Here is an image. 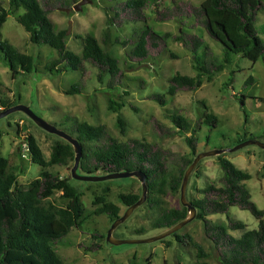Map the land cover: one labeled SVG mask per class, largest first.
Wrapping results in <instances>:
<instances>
[{
	"label": "trees",
	"instance_id": "16d2710c",
	"mask_svg": "<svg viewBox=\"0 0 264 264\" xmlns=\"http://www.w3.org/2000/svg\"><path fill=\"white\" fill-rule=\"evenodd\" d=\"M78 0H71L70 4ZM114 2L103 6L107 25L121 27L124 24L143 23L133 30L129 37H116L113 43L128 47L125 62L129 66L142 64L166 52L169 42H177L190 53L194 76L175 73L167 79L165 93H152L148 99L161 106L168 103L167 96L179 91L199 88L203 77L209 78L221 70L227 62V55L241 54L250 61L264 63V41L255 27L257 15L264 8V0H203L199 5L189 0H171L170 5L154 8L157 22L174 21L178 23L177 32L158 33L147 24L146 8L151 0H106ZM154 1V0H152ZM60 6H68L62 0H8L7 5L0 0V56L9 66L12 75L18 72L29 73L35 65L33 57L20 52L4 40L1 28L8 14L16 15V20L29 33L34 44H45L56 51L44 65L49 73L78 71L81 76L87 72L86 65L96 69V80L104 85L107 92L123 90L125 70L119 58L108 50L109 35L104 31L100 38L87 34L81 38V49L75 53L67 48L64 28L55 29L48 14ZM203 29L209 38L221 44L225 53V63H217L211 51L198 52L204 46V38L192 29ZM264 32V25L262 27ZM77 38V37H76ZM171 56H175L171 53ZM252 76L247 83H253ZM85 82L80 78L68 88L65 94H81ZM108 108L119 111L125 101L108 100ZM9 99H0V111L13 105ZM179 109L168 111L166 117L171 125L161 123L155 116L148 119L151 133L155 138L182 135L189 153H179L162 147L157 141L149 142L140 138L124 141L112 136L105 124H91L76 117L67 116L66 131L81 145L79 170L87 174H106L122 170L142 172L146 177L148 195L145 205L149 209L158 208L159 212L152 221L154 227L170 228L188 215L186 207L162 208L160 196L179 190L183 173L197 154V131L201 125L214 127L217 119L206 113L201 123H192ZM121 135L125 134V121L118 116L115 124ZM25 142L29 148L30 161L41 167L39 176L26 184L17 181L16 169L6 157L0 155V264H66L56 252V245L62 242L72 228L79 227L84 216L81 201L82 192L77 188L70 174L63 176L56 168L72 166L74 152L70 143L57 138L51 145L47 158L35 138L27 134ZM222 170L217 181H209L198 189L199 196L191 200L196 208V216L202 221L204 236L217 253L218 264H264V209H259L251 200L245 181L250 174L239 169L223 154L217 155ZM264 169V165H263ZM109 186H103L94 194L96 207L94 215H107L110 222L121 215L125 208L135 202L139 193L122 192L117 195L118 203L107 199ZM58 193L57 197H53ZM231 206L248 210L256 219L255 229H246L245 223L228 215ZM212 214H225L226 222L215 223L208 218ZM241 230L239 236L231 231ZM95 237L96 233H92ZM178 241L184 237L173 233ZM98 237V236H97ZM102 237V236H101ZM84 247L83 245H79ZM197 258L206 257L202 246L192 242ZM98 242L85 246L86 250L97 251ZM197 264H206L198 261Z\"/></svg>",
	"mask_w": 264,
	"mask_h": 264
},
{
	"label": "rangeland",
	"instance_id": "374dc122",
	"mask_svg": "<svg viewBox=\"0 0 264 264\" xmlns=\"http://www.w3.org/2000/svg\"><path fill=\"white\" fill-rule=\"evenodd\" d=\"M3 1L6 6L8 0ZM62 1L68 6L60 7L67 10L57 8L50 12L48 17L55 29L66 30L67 48L78 53L83 36L91 34L100 38L102 33L107 31L110 40L108 50L119 58L120 65L125 70L123 90L127 91V94L122 90L107 92L104 85L96 80V69L88 64L84 76L73 70L60 74L46 72L44 65L56 56V51L48 45L30 42L29 33L15 18L22 12L20 8L17 12L7 15L1 28L2 37L20 52L31 55L35 67L29 73L20 71L13 76L9 66L0 56V99H9L13 105L28 106L38 116L65 131L69 124L65 122L66 117H76L91 124H105L109 133L121 141L128 138L157 141L162 147L181 154L189 153L183 136L155 138L148 122L151 116H155L161 123L171 125L166 115L173 109H179L180 113L195 124L201 123L206 113L213 114L217 119L216 125L212 127L200 124L201 128L196 133L197 153L231 148L249 138L264 143V63L261 60L252 62L241 54L231 53L227 55L225 63L221 44L209 38L203 29H192L191 32L204 38V46L198 53L204 55L207 46L212 58L217 63H225L224 67L212 73L209 78L203 77L199 88L179 91L172 97L167 96L168 103L161 106L158 102L148 99V95L165 93L167 79L175 73L194 76L197 70L193 67L190 53L180 43L169 42L167 51L160 56L142 64L129 66V62L127 64L124 60L128 47L124 48L113 41L116 37L124 39L131 36L133 30L143 23H126L121 27L107 25L103 6L114 2L90 0L82 5L80 10H76V3L69 5L71 0ZM118 1L124 0L115 2ZM155 1L159 7L171 4V0H151L145 10L147 24L158 33L177 32L178 23L172 20H154ZM189 1L199 5L203 0ZM263 25L264 8L259 11L255 22L259 36L264 41ZM171 53L175 56H171ZM249 76L253 77V83H247ZM80 78L85 82L81 94L69 95L63 92ZM109 99L125 101V105L117 112L112 111L108 108ZM118 116L125 121L124 135H121L115 126ZM27 134L35 138L44 158L48 157L51 145L59 138L42 130L23 111H13L0 118V155L6 157L9 164L16 169L17 181L20 184H26L38 177L41 170L39 165L30 161L29 154L21 149ZM22 152L25 155H22ZM223 155L236 167L250 174V179L246 180L245 184L250 191L251 200L259 209H264V148L249 144ZM53 169L63 176L70 174L68 168ZM221 174L217 155L202 158L188 177L185 198L191 201L198 197V189L209 181H217ZM73 183L77 184V188L82 192L81 201L85 212L80 226L72 228L62 238V242L56 245L57 254L66 264H197L201 260L206 264H218L217 253L205 238L202 221L197 217L175 232L184 237L183 241L176 240L171 234L147 243L108 244L105 235L112 222L107 215L93 214L96 205L93 203L92 191L99 193L103 186H109L107 199L118 203L119 193L131 191L140 194L139 181L135 177H126L98 182L75 180ZM57 195L58 193H55L53 197ZM179 195V190L161 195L162 208L182 207ZM118 205L120 206L119 203ZM125 209L124 206L121 207V214ZM158 212V208L149 209L143 203L113 230L112 235L118 239H142L159 235L166 229L154 227L152 224ZM228 215L245 223L246 229L257 227V219L248 210L231 206ZM208 218L215 223L226 222L225 214H212ZM241 232L235 230L230 233L239 236ZM92 233H96L98 237H94ZM95 242L101 244L100 249L93 252L85 249V246ZM192 242L202 246L206 257L197 258ZM80 244L84 247L79 246Z\"/></svg>",
	"mask_w": 264,
	"mask_h": 264
},
{
	"label": "water",
	"instance_id": "95a60500",
	"mask_svg": "<svg viewBox=\"0 0 264 264\" xmlns=\"http://www.w3.org/2000/svg\"><path fill=\"white\" fill-rule=\"evenodd\" d=\"M90 0H80L76 2L74 5V9L80 10L81 6L89 3ZM58 9L61 10H67L61 7H58ZM23 111L26 113L35 123L38 125L42 130L52 133L57 135L59 138L67 141L68 143L71 144L74 152V158H73V165L70 168V176L74 180L78 181H88V182H98V181H104L108 179H115V178H126V177H135L141 187V192L138 197V199L133 202L132 204L128 205L125 209V211L117 216L112 223L110 224L109 228L107 229L106 235H105V241L110 244V245H117V244H123V243H147V242H152L156 240H160L168 235H171L175 233L177 230H179L181 227H183L186 223L191 221L195 216H196V208L195 206L191 203V201H188L185 198V188L186 184L188 181V177L198 161H200L204 157L208 156H216L223 154L225 152H232L234 150H237L243 146L249 145V144H254L257 145L261 148H264V143L253 138H249L247 140H244L234 147L231 148H225V149H214L210 151H204L197 153L194 157L192 162L188 165L186 170L183 173V177L181 180V184L179 187V200L182 206L186 207L188 211V215L182 219L181 221L177 222L170 228H167L164 232L160 233L159 235L153 236V237H148V238H142V239H118L115 238L112 235L113 230L120 224L122 223L125 219L128 218V216L139 206H141L143 203H145L148 195V186L146 183V177L145 175L137 170L133 171H128V170H122V171H117V172H112V173H106V174H87V173H81L79 170V162L81 158V145L79 141L73 137L70 133L67 131L58 128L54 124H51L50 122L44 120L42 117L38 116L36 113H34L30 107L22 105V104H16L12 105L8 108L3 109L0 111V118L13 112V111Z\"/></svg>",
	"mask_w": 264,
	"mask_h": 264
},
{
	"label": "built area",
	"instance_id": "2783aa9c",
	"mask_svg": "<svg viewBox=\"0 0 264 264\" xmlns=\"http://www.w3.org/2000/svg\"><path fill=\"white\" fill-rule=\"evenodd\" d=\"M21 149L24 151V152H29V148H28V145H27V143L25 142L23 145H22V147H21ZM24 153L22 152V155H23ZM25 155V154H24Z\"/></svg>",
	"mask_w": 264,
	"mask_h": 264
}]
</instances>
